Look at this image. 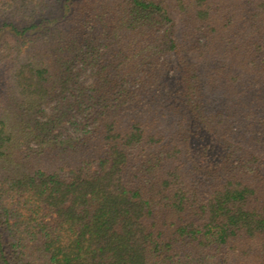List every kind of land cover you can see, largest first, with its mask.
<instances>
[{"label":"trees","instance_id":"obj_1","mask_svg":"<svg viewBox=\"0 0 264 264\" xmlns=\"http://www.w3.org/2000/svg\"><path fill=\"white\" fill-rule=\"evenodd\" d=\"M0 264H264V0H0Z\"/></svg>","mask_w":264,"mask_h":264}]
</instances>
